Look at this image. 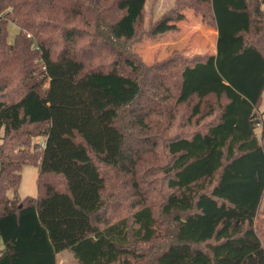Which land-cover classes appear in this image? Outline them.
Wrapping results in <instances>:
<instances>
[{
	"label": "trees",
	"instance_id": "trees-1",
	"mask_svg": "<svg viewBox=\"0 0 264 264\" xmlns=\"http://www.w3.org/2000/svg\"><path fill=\"white\" fill-rule=\"evenodd\" d=\"M148 1L0 0V264H56L66 249L80 264H264V0H175L151 32L191 5L217 51L150 65L132 45ZM152 132L170 133L160 209L175 225L144 263L161 237L139 182ZM29 163L38 191L21 197Z\"/></svg>",
	"mask_w": 264,
	"mask_h": 264
},
{
	"label": "rangeland",
	"instance_id": "rangeland-1",
	"mask_svg": "<svg viewBox=\"0 0 264 264\" xmlns=\"http://www.w3.org/2000/svg\"><path fill=\"white\" fill-rule=\"evenodd\" d=\"M175 4V0H153L151 3L148 1L146 7L145 16L140 23L139 38L133 40V50L147 65H150L156 61H162L173 53V51L178 50L183 55L193 56L196 54L193 51H198L200 49L208 46L209 42L212 40L211 27H207V30H203L204 35H200L198 32L200 26L205 25V20H201L200 12L198 9L191 5H181L179 12L176 16L172 17L167 21L164 29L167 26L172 27L167 35L156 36V32L160 30L152 31L151 24L158 20V18ZM186 9V10H185ZM179 15V16H178ZM206 26V25H205ZM204 26V27H205ZM198 29V30H197ZM18 27L14 23L9 24V40L12 41ZM176 41V42H174ZM209 49V47L207 48ZM179 111V109H177ZM257 115L260 118H264V94L263 100L260 106L257 107ZM177 116H179L177 114ZM258 133L261 132V125L257 128ZM155 132H152V134ZM170 134V133H169ZM169 134L158 135L156 133L152 140H155L156 145H151L148 151L145 153L149 159V162L144 161V167H150L152 169L150 172H146L142 175L140 181H147L144 184L151 188L152 205L156 210V215L160 220L159 234L161 237H157L151 246H146L144 248L143 259L141 257L137 258L136 261L140 262L146 258H151L154 254V250L157 251L158 248L164 246L169 240V233L174 228L175 222L172 218L164 215L161 212L160 205L163 201V196L167 192L166 187V175L164 172V164L167 162V154L163 148V142ZM41 137H35L33 139V145L37 146L36 149L41 145ZM39 141V142H36ZM40 143V144H38ZM141 144V142L139 143ZM32 145V146H33ZM30 147V149L32 148ZM153 159V160H152ZM152 160V161H150ZM109 194L113 195V201H118V208L121 212L127 214L129 212V206L126 203V199L121 192L126 184H122V179L124 176L120 175L114 169H109ZM37 176H38V166L35 164H25L21 171V179L18 186V193L21 197L28 195L36 196L38 191L37 186ZM9 195L13 194V191H9ZM117 196V197H116ZM258 218L261 219V223L264 225V194L261 200ZM5 246V240L3 236H0V250ZM145 263V262H144ZM56 264H80L71 250L66 249L57 254Z\"/></svg>",
	"mask_w": 264,
	"mask_h": 264
},
{
	"label": "crops",
	"instance_id": "crops-1",
	"mask_svg": "<svg viewBox=\"0 0 264 264\" xmlns=\"http://www.w3.org/2000/svg\"><path fill=\"white\" fill-rule=\"evenodd\" d=\"M200 18H201V20H203V19L205 20L203 14L201 12H200ZM205 22H206L205 23L206 26L204 24H202L203 26H200V29H199L198 32L200 33V35H204L203 30H205V29L207 30L208 26L211 27L210 29L212 31V40H211V42H209L208 46H206L205 48L200 49L198 51H193V52L201 53V54L216 53V51H217V45L216 44H217L218 31H217L216 27H214L213 25L209 24L206 20H205ZM174 42H176V41H174ZM208 47H209V49H207Z\"/></svg>",
	"mask_w": 264,
	"mask_h": 264
},
{
	"label": "built area",
	"instance_id": "built-area-1",
	"mask_svg": "<svg viewBox=\"0 0 264 264\" xmlns=\"http://www.w3.org/2000/svg\"><path fill=\"white\" fill-rule=\"evenodd\" d=\"M263 9H264V4H263Z\"/></svg>",
	"mask_w": 264,
	"mask_h": 264
}]
</instances>
